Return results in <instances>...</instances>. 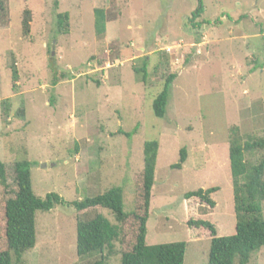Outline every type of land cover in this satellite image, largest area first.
<instances>
[{
	"label": "rangeland",
	"instance_id": "rangeland-1",
	"mask_svg": "<svg viewBox=\"0 0 264 264\" xmlns=\"http://www.w3.org/2000/svg\"><path fill=\"white\" fill-rule=\"evenodd\" d=\"M201 1L204 12L191 22L197 0H0V162L29 161L32 191L41 199L55 193L72 203L122 187L128 213L143 143L156 141L145 242H184V264H205L210 247L205 230L189 221L213 224L219 237L235 234L229 130L264 139V0ZM95 8L105 11L103 36L94 32ZM144 59L145 84L133 71ZM169 75L175 79L158 119L152 102ZM182 148L186 161L173 169ZM263 156L244 157L256 164ZM210 188L218 189L213 209L183 199ZM103 215L114 222L109 211ZM77 219L61 206L36 212V244L22 264L98 260L77 257ZM108 264H120L119 257ZM247 264H264V247Z\"/></svg>",
	"mask_w": 264,
	"mask_h": 264
},
{
	"label": "trees",
	"instance_id": "trees-1",
	"mask_svg": "<svg viewBox=\"0 0 264 264\" xmlns=\"http://www.w3.org/2000/svg\"><path fill=\"white\" fill-rule=\"evenodd\" d=\"M204 12L202 1L197 0V8L191 14V22L199 19ZM66 16L58 18V25L65 24ZM199 28L200 24H193ZM24 34L28 33L29 18L22 21ZM93 28L97 36L106 31L105 11L93 10ZM134 68L140 81L146 83L147 63ZM64 75L54 79V84ZM175 75H169L162 89L152 102V113L162 119L166 113L168 92ZM5 108V107H4ZM5 112H7L5 110ZM20 110L17 116L22 117ZM126 133L131 138L133 133ZM264 151V139H254L240 134L233 127L228 135V160L231 175L233 210L235 215V234L219 237L215 226L207 221H189L187 225L194 229L202 228L210 238L208 260L205 264H247L253 253L264 247V156L256 164L245 161L246 153ZM158 152L156 141L143 143V165L135 177L134 202L130 212L123 211L122 187H110L102 194L76 202H65L55 193L47 194L43 199L34 195L31 187L30 167L27 160L10 163L0 162V219L5 248L0 251V264H22L23 255L36 244L35 214L38 211L49 212L56 206L71 208L78 219L75 225V249L79 258L99 255V259L89 264H108L119 257L120 264H184L186 245L175 242L148 246L145 242L146 223L149 218L151 190L154 185V169ZM186 150L179 151V159L172 166L180 170L186 161ZM217 188L196 190L183 195L184 200L196 199L213 209L215 202L210 196ZM109 211L113 223L105 218L103 211ZM93 212L92 218L80 220L79 217ZM128 243V249H124ZM124 246V247H123Z\"/></svg>",
	"mask_w": 264,
	"mask_h": 264
}]
</instances>
